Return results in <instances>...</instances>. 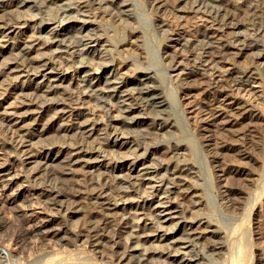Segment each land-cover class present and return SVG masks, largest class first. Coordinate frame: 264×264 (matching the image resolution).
Wrapping results in <instances>:
<instances>
[{
	"label": "bare ground",
	"instance_id": "6f19581e",
	"mask_svg": "<svg viewBox=\"0 0 264 264\" xmlns=\"http://www.w3.org/2000/svg\"><path fill=\"white\" fill-rule=\"evenodd\" d=\"M253 84L264 0H0L9 263L264 264Z\"/></svg>",
	"mask_w": 264,
	"mask_h": 264
},
{
	"label": "rangeland",
	"instance_id": "374dc122",
	"mask_svg": "<svg viewBox=\"0 0 264 264\" xmlns=\"http://www.w3.org/2000/svg\"><path fill=\"white\" fill-rule=\"evenodd\" d=\"M172 23H175V21L172 20ZM176 48L178 49V47H176ZM177 49H176V51H177ZM260 88L261 87H259L258 84H253L252 86H248L247 87V90H249V91L246 90L247 92L244 91V92H242L239 95H240V97L242 99H245V100H247V101H249L251 103H255V104H257V106H259L262 109H264V93L261 92ZM186 109H187V106H186ZM3 154L4 153L0 150V170L5 169V167H7V165L9 164V162H6L7 160L5 161V158H4ZM1 192L3 193V190H1ZM3 197L5 198L4 201L6 202V196L4 195ZM7 209L8 208L6 207V204L4 206H3V204H0V224H5L4 222L5 221L8 222L7 221L8 219L11 220V221H13V219L15 220V218L12 215H10L12 212H10L9 209H8V212H7ZM9 215L11 217H9ZM3 231H6V228ZM261 231L262 232L264 231V227H262ZM0 250H1V253H0V255H1L0 256V264H10L9 261L7 260L8 259V251L5 248H3V247L0 248ZM43 252L44 251H42L40 253L43 254Z\"/></svg>",
	"mask_w": 264,
	"mask_h": 264
}]
</instances>
